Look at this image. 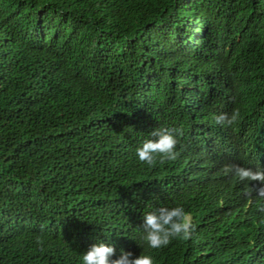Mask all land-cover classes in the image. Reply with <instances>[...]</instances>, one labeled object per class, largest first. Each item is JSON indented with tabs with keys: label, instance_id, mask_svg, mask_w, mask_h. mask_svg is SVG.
Here are the masks:
<instances>
[{
	"label": "trees",
	"instance_id": "1",
	"mask_svg": "<svg viewBox=\"0 0 264 264\" xmlns=\"http://www.w3.org/2000/svg\"><path fill=\"white\" fill-rule=\"evenodd\" d=\"M158 126L180 154L149 168ZM227 164L264 168V0H0V264L138 256L143 213L177 202L194 234L155 264H264V197Z\"/></svg>",
	"mask_w": 264,
	"mask_h": 264
},
{
	"label": "clouds",
	"instance_id": "2",
	"mask_svg": "<svg viewBox=\"0 0 264 264\" xmlns=\"http://www.w3.org/2000/svg\"><path fill=\"white\" fill-rule=\"evenodd\" d=\"M240 116V111L233 109L231 113L216 115L215 123L222 127H234ZM182 136V127H154L135 148V157L149 168L156 166L158 162L174 161L180 154L178 145ZM223 171L238 181L256 182L257 196L264 197V168L253 169L239 164H227ZM193 234L191 213L185 210L182 203L177 202L174 206L162 204L143 213L142 224L138 230L137 245L143 249L140 255L136 256L124 249H120L117 255L114 244L97 240L86 251L80 253L79 260L80 264H155L149 249L166 247L173 240H189ZM36 243L42 245V238L37 237Z\"/></svg>",
	"mask_w": 264,
	"mask_h": 264
}]
</instances>
